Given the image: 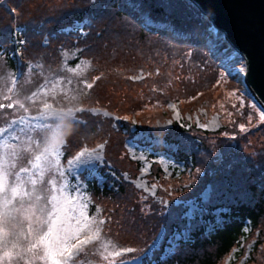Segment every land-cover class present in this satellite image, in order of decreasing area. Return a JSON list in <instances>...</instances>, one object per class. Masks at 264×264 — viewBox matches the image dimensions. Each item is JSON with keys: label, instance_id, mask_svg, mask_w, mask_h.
Masks as SVG:
<instances>
[{"label": "trees", "instance_id": "obj_1", "mask_svg": "<svg viewBox=\"0 0 264 264\" xmlns=\"http://www.w3.org/2000/svg\"><path fill=\"white\" fill-rule=\"evenodd\" d=\"M63 1L64 4L59 6L62 0H41L40 2L35 1L33 4L32 0H0V44L11 48L8 42L12 38L14 29L17 26H25L26 49L36 50V53L32 55L24 53V62L20 67V72L14 57L10 54L2 56L7 68L11 69L12 72H19L9 82L5 94L11 96L17 90L24 73L41 76L40 64L45 63V72L52 67H57L52 70L51 78L62 77V79L72 83L71 86H74L72 91L74 88L75 91H78L77 102L75 101L78 106L84 108L93 106L96 103V98L91 97L88 93L86 84L91 82L92 76L101 78L104 77V73H107L99 66L100 63H96L94 60H97L94 57L96 49L100 51L102 47L118 50L131 44L136 45L137 49L149 50V59L155 62L154 66H147L143 63V68L146 70L144 72L147 76L141 81H133L131 77L136 72L133 74L131 72L123 73L124 68L120 69L119 65H113L109 68L110 79H108L107 84L113 90L120 92V99L127 97L120 85L131 88L134 84L144 83L152 87L157 85L159 90H166L169 81L177 83L173 82L176 80L175 76L183 79L184 76L178 75L180 73L178 68L171 65L172 61H170L173 54L176 53L179 54L180 59H184V55L178 53L179 51L183 52L182 48H188L194 52L195 56L188 57V64L191 61H195L197 64L199 61L209 67L217 64V62L212 61L215 54L210 52L207 44L208 37H211L208 31L211 23L188 0ZM43 4H45L44 9H42ZM31 6H33L32 9ZM87 12L94 13L95 19L94 25L84 41L74 44L70 37L58 35L52 38L48 46H43L42 37L45 33L57 32L62 26L77 19H83ZM170 65L173 69L171 73H168ZM175 70L179 73H176ZM218 71L222 70L218 68ZM170 75L173 76L170 78ZM192 75V70H190L186 76L190 78ZM47 77L45 84L51 79L49 76ZM218 78L222 79L221 77ZM222 85L219 81L210 82L205 88L200 89L188 99L174 98L173 95L168 98L162 97L156 102L158 105L155 107L157 108H148L147 106H151L150 104L143 107L141 104L138 107L133 105L129 109L126 106L114 108L110 103L106 105L108 109L114 110L121 119L128 121L127 117L136 118L140 127L146 131L152 130L150 128L156 124V119L168 116L169 110L165 105L167 100L178 101L183 105V109L190 110L203 99L209 96L212 98L213 94L222 95L215 99L213 106L215 109H211V104H208L210 111H220L223 116V126L219 129L211 131L198 128L192 122L186 124L174 122L168 132L159 130L155 133L152 132L153 135H163L169 143H175L177 145L176 159L184 162L186 167L190 168L189 176L183 178V184L186 182L189 185L184 186L182 183H177L172 191L173 194L180 193L179 196L181 197H192L201 193L205 186L210 183L212 192L209 201L206 203L208 212L203 216L213 218V209L217 207L230 209L229 212L224 213L229 220L224 221L221 226L215 227L209 233L206 232V225L199 215L191 219L190 224L186 218H177L175 220L176 228L178 230L187 228L189 238L180 242L179 251L171 261L161 262L157 255V264H172L173 262L176 264H220L225 262V259L231 254H234L236 258L230 264H237L241 262L239 258L245 251L242 243L248 240L246 238L249 234L247 235L245 230L248 227L249 233L260 232L254 239L251 258L241 264H264V145H262L264 142L261 137L259 142L254 141L251 151L241 146L246 139L244 136L249 138L259 129L264 128V120L258 117V114L264 110L249 94L238 93L234 99L227 95L229 100H226L223 96L225 92ZM10 88L12 89L11 92L9 91ZM1 91L4 92L2 89ZM48 91L46 89V92ZM45 98L54 102V98L51 96H45ZM71 100H74L73 96ZM87 121L93 123L92 118H88ZM241 124L245 126L244 130L240 128ZM97 125L88 128V131L92 130L97 133V129H99ZM74 130V128H68L62 135ZM88 131L85 132L89 133ZM100 134L107 136L106 139H104L105 137L100 138V142H87L85 145H97L104 140L107 141L108 138L119 142L117 134L110 132L108 124L103 125V131ZM83 146L80 144L72 150L71 154L77 153ZM115 150L110 147V154L114 156ZM108 158H112V156ZM21 162L26 163L27 160ZM162 174L160 168L156 166L153 170L152 179L160 178L166 188V190H161V193L170 192L171 186L175 182L171 184L173 179L165 178ZM110 181L113 179L111 178ZM112 183L111 186L106 183L101 187L96 181H85V185L75 186L71 189L72 191L70 189L69 191L73 194L78 193L82 199L94 197V200L88 201L87 215L95 216L97 220H103L104 224L109 223L110 213L107 210L105 212L99 202L107 198L112 200L109 203L113 207L111 208L112 211L119 210L126 215L123 216L126 223L124 230L139 235L151 225H155L156 222H153L149 217L157 210L154 208L155 206L144 202V199H141L139 205L132 188H127L128 184L116 180ZM116 186L115 190H118L114 192ZM102 197L104 198L101 199ZM114 202L121 204L123 209L116 210L117 207ZM160 213L158 209L157 215ZM175 225L172 222L170 227ZM102 228L105 226L103 225ZM103 232L106 234L101 232L104 237L110 238L107 228ZM113 239L114 252L129 246V248L134 249L131 253L132 256H138L145 252L144 248L150 242V240L140 241L138 236L130 239H118L114 236ZM103 243L102 247L107 248L110 247L112 241L104 240ZM236 249L238 251H235Z\"/></svg>", "mask_w": 264, "mask_h": 264}, {"label": "rangeland", "instance_id": "obj_2", "mask_svg": "<svg viewBox=\"0 0 264 264\" xmlns=\"http://www.w3.org/2000/svg\"><path fill=\"white\" fill-rule=\"evenodd\" d=\"M35 1L40 2L41 0H32V4L35 3ZM67 1L69 0H66V2ZM63 4L64 1L62 0V3L59 6H62ZM32 8L33 6H31V9ZM44 8L45 4L42 5V9ZM20 30H23V26H21L19 31ZM112 36L116 39L114 35ZM10 42L11 40L8 43ZM135 47L136 45L131 44L126 48L121 47L118 50L109 47H102L100 51L96 49L94 57L97 58V60H94L96 63H100L99 66L102 67L104 71L106 70L107 73H104V77L99 79H97L96 76H92L90 83L93 87L90 89L86 87V90L91 97L96 98V103L87 109H83L81 108L82 106L77 105L76 95L78 94V91H75V88L74 91H72V88L74 87L71 86L72 83L62 79V77L56 76L51 78L52 70H55L57 67H52L45 72V63L40 64L42 70L41 76L24 73L23 79L18 85L17 90H15L11 96H7L5 90L7 89L9 82L14 79V75H17V73L12 72L11 69L5 66L2 57L3 55L0 54V90L2 89L4 91L0 92V102L8 104L19 99L24 103L25 108L28 109L27 113L18 105L13 108L0 109V127L7 128L9 122L14 121L15 123L13 124V127L16 135L20 136L23 141H28L29 139L33 141L30 145H20L19 142L15 140L9 141L21 149L19 154L11 161L14 163L15 167L10 168V173L12 174L8 177L9 185L15 183L16 177L14 173L20 170L18 167L24 166L22 162L20 163L22 160H27V164L23 168H30V172L22 174V178L27 181L31 176L35 175L34 170H31L30 161L34 162V156L38 154L39 151L48 147L53 142L54 138L58 137L64 142V144L61 146L58 157L50 156V159L53 161V166L51 170L45 171L42 178H39L40 182L36 185L38 195L41 197H44L45 195H57V192H48L51 181L56 182L59 191H62L64 195H68L71 193L72 188L80 184L83 185L86 180H97V184L101 187L106 183H109L111 186L113 184L112 182L116 180L128 184L127 188H132L134 197L136 195V202L139 205L141 199H144V202H148L153 205V207L155 206L154 208L157 210L159 209L161 212L157 215L156 210L150 214L149 217L153 222H156L154 223L155 225H151L145 232H141V234L137 235L124 230L126 223L123 216L126 215L118 210L123 209L121 204L114 202L117 207L116 210L118 211H112L111 208L113 207L109 204L112 200H108L107 198L100 200L99 204L103 206L105 209L104 211L106 212L107 210V212L110 213L109 223L103 224L105 228H101V232L105 234L103 230L107 228L108 237L110 235V238L104 237L100 232L99 238L92 239L88 244L84 245L83 250L74 255L68 264H157L158 259L161 262H167L168 260L171 261L179 251L180 240H185L189 237V233L187 232L188 229L183 228L178 230L175 225V220L177 218L192 219L194 215H199L203 218V215L208 212L206 203L209 201L210 193L212 192V186L210 183L205 186L201 193L192 197H181L179 196L180 193H172L175 189L174 186H176L177 183L183 184V178L189 176L190 168H187L184 162L176 159L175 152L177 151V145L175 143H169L163 135H153L152 132L155 133L157 130L168 132L174 122H180L182 124L192 122L198 128L211 131L219 129L223 126V116L220 111H210L208 109V104H211V109H215L213 108L214 101L222 95L213 94L212 98L209 96L206 99H203L202 102L190 110L183 109V105L178 101L173 102V100H167L165 105L167 110H169L168 116L156 119V124L150 128L152 130L146 131L140 127V123L134 117H127L128 121H126V119H121L114 110L107 108V103H110L114 108L126 106L129 109L133 105L138 107L140 104L142 107L146 106V104H150L151 106L148 105V108H157L155 107L158 105L156 102L159 101L160 98L162 99V97L168 98L173 95L174 98L180 97L179 99H188L193 97V94L197 93L200 89L205 88L208 83L213 81H219L223 84L222 89L225 93L223 94L222 91V94L226 100H229L227 95H230L231 98L234 99V96H237L238 93H249V89L241 84V77L242 74H244L245 69L242 60L233 57L231 54L229 59L225 57L226 60H223V57L214 53L215 55L212 57V61L217 62V64H214L211 67L206 66V64L200 63L199 61L198 64L195 61H191L190 64H188L187 59L188 57L195 56L194 52L188 48H182L183 52L179 51L178 53L183 54L184 59H180L179 54L176 53L173 54L170 61H172L171 65L177 67L181 74L176 70L175 72L179 73L178 75L184 76L183 79H179V76H175L176 80L173 82L177 83L169 81L167 89H161L163 91L159 90L157 85L152 87L141 82H139L141 84H134L131 88H128L125 85H120L122 86V91L126 92L127 95L125 99H120V92L118 90H113L112 87L107 84V81H109L108 79H110L109 68L113 65H119L118 67L120 69L124 68L123 73L131 72L133 74L136 72L131 77L133 81H141L147 76L144 72L146 70L143 68V63L147 66H154L155 63L149 59V50H147V52ZM218 47L219 44L213 43L212 41L208 45V49L212 53L213 50L217 52ZM228 52L231 53L232 51L229 50ZM24 53L32 55L36 53V50L32 48L30 50L26 49ZM165 64L168 65V63ZM171 65L168 73H171L173 69ZM218 68L222 71H218ZM190 70H192L193 75L189 78L186 75L190 73ZM47 76L51 79L45 84L48 78ZM172 76L173 75H170V78ZM218 77H221L223 80ZM46 89L49 91L46 92ZM53 89L55 90V94H51ZM33 93L38 94L33 97L32 100L25 99L26 97H32ZM45 96H51V98H54V102L48 103ZM72 96L74 100H71ZM7 97H10V99ZM45 103L52 105V111L51 114L42 117L40 128L36 126V121H32V123L29 124V121L26 119L24 123H21V117L31 118L38 116L43 110ZM79 109L82 110L78 111ZM260 114L261 112L258 114L259 118H261ZM88 118H92L93 123L87 121ZM94 122L99 124L97 125ZM104 124H108L110 132L112 131L117 134L119 142L117 143L115 139L108 138L107 141L104 140L97 145L86 146L85 144L87 142H100L99 139L104 137V139H106L107 136L100 134L103 131ZM96 125L99 128L97 129V133L92 130L88 131V128H92ZM68 128H74L75 130L72 132L68 131L66 135H62ZM21 129H24V131L22 132ZM84 130L89 133H86ZM260 137L264 142V128L259 129L254 135H250L249 138L244 136L246 139L241 146L251 151L250 149L254 145L253 142H259ZM80 144L84 146L80 148L77 153L75 152L71 154L72 150ZM100 144L104 145L102 149L97 148ZM262 145H264V143ZM110 147L116 149L114 156L110 154ZM92 149H96L100 153V159L92 161L89 167L74 168L69 164V161L73 160L81 151ZM110 156H112V158H108ZM57 159L59 160L60 165L59 173L56 171L57 165L55 164V161ZM156 166L160 168L163 173L162 175L165 178L173 179L171 180V184L175 182L171 186L170 192L161 193V190H166L165 186L157 177L152 179L153 170ZM61 173L64 175L61 176ZM111 178L113 181H110ZM183 185L187 186L189 183L185 182ZM31 187V184H26V190H31ZM115 188H117V186L114 187V192L118 190H115ZM69 189L71 191H69ZM75 195L78 196L77 200ZM71 198L70 207L72 205L78 207L81 203H86L88 205L89 200H94V197L92 196L82 199L78 193H71ZM103 198L104 197L101 199ZM96 200H98V198H96ZM45 202L46 200H42L41 203L44 205ZM14 206L16 209L21 207V202L18 198L14 201ZM27 206L28 202L27 198H25L24 207ZM139 209L141 210L140 206ZM226 211H228V209L218 208L215 212L216 215L214 221L208 219L204 221L208 232L223 223L225 218L222 213ZM14 217L15 219L12 221L13 226L19 229L22 224L24 233H27L28 222L23 219V215L19 212H15ZM162 218L165 222H163ZM172 222L175 226L170 227ZM245 230L246 234H249V236L246 238L248 240H245L242 244L244 245L245 251L239 258L241 259V262L237 264H241L247 261L248 258H251V251L253 244L255 243L254 239L260 232L254 231V234H252V232L249 233V227ZM82 234L84 235V238L85 236L95 235L94 232ZM114 236L118 239H130L138 236L140 241L150 240V242H148L147 246L144 248V250H146L145 252L140 253L138 256H132V254H126V256L125 253L132 252H114ZM104 240L112 241L110 247H102ZM15 242L14 237H9V251L12 250V244ZM19 243L21 247L25 245L26 241L24 236H21ZM123 243H125V241H123ZM128 248L129 246L125 249ZM19 250L20 249L18 248L17 251ZM2 251L3 249H0V253H2ZM235 251H238V249ZM117 252L121 253V255H114V253ZM157 255L158 259L156 258ZM29 258L30 256L26 255L23 260L17 261L15 256H13L11 261L5 259L3 264H27ZM85 258H88V260H85ZM235 258V255L231 254L225 259V262L220 264H230ZM34 264H44V262L36 260L34 261ZM172 264H176V262H173Z\"/></svg>", "mask_w": 264, "mask_h": 264}, {"label": "snow or ice", "instance_id": "obj_3", "mask_svg": "<svg viewBox=\"0 0 264 264\" xmlns=\"http://www.w3.org/2000/svg\"><path fill=\"white\" fill-rule=\"evenodd\" d=\"M238 71V70H237ZM139 78V77H138ZM99 79V77H97ZM87 88H92L91 83L86 84ZM11 92L12 89L10 88ZM38 93H33L32 97H26L27 100H32ZM48 94V93H46ZM51 94H55L53 89ZM10 99V97H7ZM18 105L27 113L23 102L19 99L8 103L6 107L13 108ZM5 105L0 103V109ZM82 109H79L80 111ZM52 105L45 103L43 110L36 117H21V123L27 119L29 124L36 121V126L41 127V120L44 115L51 114ZM261 119H264V112L260 114ZM9 122L8 127H0V264L4 260L11 261L15 256L17 261L23 260L26 255L30 258L27 264H34V261H43L44 264H68L74 255L83 250L84 245L88 244L92 239H98L101 228L104 224L103 220H97L95 216L87 215V204L81 203L79 207L70 205L71 193L64 195L58 190L55 181L50 182L48 192H57V195H45L41 197L37 194L36 185L40 182L46 170H51L53 161L50 156H59L61 146L64 142L58 137L53 139V142L38 154L34 156V162L30 161L31 170H34L35 175L31 176L27 181L22 178V174L30 172V168H21L15 172L16 181L9 185L8 177L10 168L15 167L12 159L15 158L20 148L10 143L9 141H18L20 145L31 144L33 141L21 140L20 136L16 135L13 124ZM203 127V125H202ZM241 130L245 126L240 125ZM23 132L24 129H21ZM103 144L97 146L102 149ZM100 159V153L96 149L81 151L69 164L76 167H89L91 162ZM57 165L56 171L59 173V160L55 161ZM64 174L61 173V176ZM26 184H31V190H26ZM19 199L21 207L16 209L14 201ZM25 198H27L28 206L24 207ZM46 200L50 207L44 206L41 202ZM19 212L23 215V219L28 222L27 233H24L22 224L19 229L13 226L12 221L15 219L14 213ZM11 229V230H9ZM95 235L85 236L84 239H79L82 233H92ZM21 236L25 237V245L20 246ZM9 237L15 238V243L12 244V250H8ZM30 238V239H29ZM73 241H76L73 243ZM20 249L17 251V249ZM123 251L132 252L134 249L128 248ZM42 253V254H41ZM114 255H121L117 252Z\"/></svg>", "mask_w": 264, "mask_h": 264}, {"label": "water", "instance_id": "obj_4", "mask_svg": "<svg viewBox=\"0 0 264 264\" xmlns=\"http://www.w3.org/2000/svg\"><path fill=\"white\" fill-rule=\"evenodd\" d=\"M245 61L252 97L264 109V0H189Z\"/></svg>", "mask_w": 264, "mask_h": 264}, {"label": "bare ground", "instance_id": "obj_5", "mask_svg": "<svg viewBox=\"0 0 264 264\" xmlns=\"http://www.w3.org/2000/svg\"><path fill=\"white\" fill-rule=\"evenodd\" d=\"M241 79H242V81L245 83V75H244V74H242ZM249 91H251V90L249 89Z\"/></svg>", "mask_w": 264, "mask_h": 264}]
</instances>
